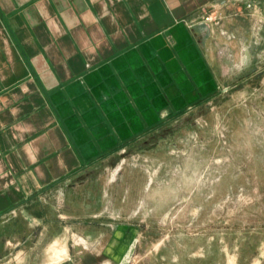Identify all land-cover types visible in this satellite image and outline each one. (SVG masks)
<instances>
[{
    "label": "rangeland",
    "instance_id": "1",
    "mask_svg": "<svg viewBox=\"0 0 264 264\" xmlns=\"http://www.w3.org/2000/svg\"><path fill=\"white\" fill-rule=\"evenodd\" d=\"M249 3L194 17L237 13L220 91L0 213V264H264V0Z\"/></svg>",
    "mask_w": 264,
    "mask_h": 264
},
{
    "label": "crops",
    "instance_id": "2",
    "mask_svg": "<svg viewBox=\"0 0 264 264\" xmlns=\"http://www.w3.org/2000/svg\"><path fill=\"white\" fill-rule=\"evenodd\" d=\"M218 1L0 0V213L217 94L237 13L194 17Z\"/></svg>",
    "mask_w": 264,
    "mask_h": 264
}]
</instances>
